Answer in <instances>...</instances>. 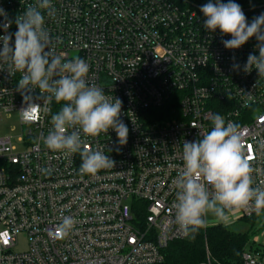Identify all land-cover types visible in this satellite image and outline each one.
<instances>
[{
    "label": "built area",
    "instance_id": "2783aa9c",
    "mask_svg": "<svg viewBox=\"0 0 264 264\" xmlns=\"http://www.w3.org/2000/svg\"><path fill=\"white\" fill-rule=\"evenodd\" d=\"M51 2L53 15L45 12L50 46L66 59H85L89 84L122 100L129 136L124 146L112 130L82 136L85 146L116 163L81 175L79 152L65 155L43 143L61 105L31 90L26 94L41 107L23 120L20 74L10 76L0 64V114L17 113L28 128L18 139L21 152L11 137L0 138V264H165L169 244L190 237L174 210L183 141L210 131L214 114L239 125L253 186H264V77L232 69L233 58L242 67L249 53L258 54L257 41L226 49L222 40L230 36L208 32L199 9L175 0ZM35 3L0 0L13 20L9 33L17 31L15 17ZM243 12L251 22L264 5ZM259 215L249 207L235 219L258 221ZM64 217L75 221L67 235L59 230ZM210 226L207 221L202 228ZM21 235L28 248L15 253ZM242 262L264 264V244L248 241ZM201 264H214L208 248Z\"/></svg>",
    "mask_w": 264,
    "mask_h": 264
},
{
    "label": "clouds",
    "instance_id": "9594fccd",
    "mask_svg": "<svg viewBox=\"0 0 264 264\" xmlns=\"http://www.w3.org/2000/svg\"><path fill=\"white\" fill-rule=\"evenodd\" d=\"M54 11L51 0H36L15 17L17 31L13 34L8 31L13 20L0 7V17L4 18L0 21L4 31L0 35V64L7 66L10 76L20 74L17 91L27 105L21 110L23 120L31 121L41 107L26 94L31 90L39 89L44 101L55 100L61 105L51 115L52 127L43 138L46 148L65 155L79 152V173L96 175L114 168L116 162L102 151L85 146L82 136L99 137L112 130L118 145H126L129 128L120 118L122 100L89 84L90 66L85 59L78 56L66 59L50 46L45 12L51 16ZM200 11L206 18L205 30L212 33L219 29L222 36L231 37L222 40L226 49H239L255 37L258 54L249 53L242 67L233 58L232 69L245 73L256 70L259 78L264 77V13L249 22L241 5L234 0L227 3L209 0ZM211 123L210 131L194 141L184 140L182 145V170L174 181L177 189L174 210L176 223L186 235L204 227L209 216L228 224L237 212L249 207L257 215L264 211V186H253L254 168L245 155L239 125L226 122L220 114H214ZM74 224L72 217H64L59 230L67 235Z\"/></svg>",
    "mask_w": 264,
    "mask_h": 264
},
{
    "label": "trees",
    "instance_id": "16d2710c",
    "mask_svg": "<svg viewBox=\"0 0 264 264\" xmlns=\"http://www.w3.org/2000/svg\"><path fill=\"white\" fill-rule=\"evenodd\" d=\"M175 1L199 10L202 5L209 2V0ZM222 2L227 3L228 0H222ZM234 2L240 4L243 11L250 7L264 5V0H234ZM256 218L255 216L242 221L252 224L257 222ZM248 241L249 233H236L223 225L200 228L197 232L190 234L187 240L169 244L165 251V264H201L206 260L207 248L214 264H243L242 254Z\"/></svg>",
    "mask_w": 264,
    "mask_h": 264
},
{
    "label": "rangeland",
    "instance_id": "374dc122",
    "mask_svg": "<svg viewBox=\"0 0 264 264\" xmlns=\"http://www.w3.org/2000/svg\"><path fill=\"white\" fill-rule=\"evenodd\" d=\"M27 127H22L20 125L19 115L17 113L11 114H0V138L11 137L13 139L14 145L18 151H22L21 146H19L18 139L22 135V132H28ZM260 218L257 222L252 224H247L243 221H237L235 219V215L231 218L230 223L224 224L219 222L212 216L207 218L209 225H223L228 227L231 231L241 234L249 233V241L252 243L253 241L260 240L262 244H264V215H259ZM260 221H262L260 223ZM28 248V240L26 236L21 235L18 238L17 245L14 248L15 253H23Z\"/></svg>",
    "mask_w": 264,
    "mask_h": 264
}]
</instances>
